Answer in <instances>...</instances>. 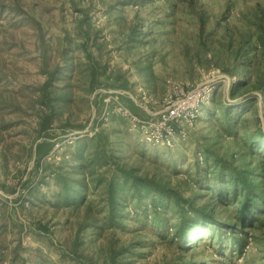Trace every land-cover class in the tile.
Wrapping results in <instances>:
<instances>
[{
	"label": "rangeland",
	"instance_id": "374dc122",
	"mask_svg": "<svg viewBox=\"0 0 264 264\" xmlns=\"http://www.w3.org/2000/svg\"><path fill=\"white\" fill-rule=\"evenodd\" d=\"M261 39L264 0H0V264H264V213L243 253L179 233L221 180L264 192Z\"/></svg>",
	"mask_w": 264,
	"mask_h": 264
},
{
	"label": "trees",
	"instance_id": "16d2710c",
	"mask_svg": "<svg viewBox=\"0 0 264 264\" xmlns=\"http://www.w3.org/2000/svg\"><path fill=\"white\" fill-rule=\"evenodd\" d=\"M261 43L264 47V39H261ZM261 86H264V78L261 82ZM244 84L240 82L238 87H242ZM235 87H237L235 85ZM234 87V88H235ZM239 89V88H238ZM83 151H81V154ZM86 167V163H84ZM119 170L122 171L126 178H130L129 172L125 171L119 165ZM240 175H235L230 178L229 181L232 182V188H228L226 184L221 180L220 183L215 186H211L210 189L212 191L211 202L203 205L202 207L196 208L194 205L191 206L190 210H186L184 213L183 221L180 224V231L182 237H187L190 234L196 232V230L203 224L209 227L210 231H214L215 229L219 230L216 236H221V232L223 234L224 229L230 227V230H239L240 233L234 236V242L237 244V249L240 250L241 253L245 252L247 245L249 244L248 237L246 235H242L244 230H246V223L251 220L259 221L261 219L262 213H264V192L259 184V182L255 183L251 181L248 177H243L244 173H240ZM245 178V179H244ZM80 189L81 191L75 195L74 192H67L65 195H58L62 199L68 202H73L78 207H84L87 212L84 216V220L86 223L93 222L94 224L99 223V218L95 213H92L93 206L92 203L88 199L87 190H88V182L86 178L80 180ZM112 193L110 194L108 201H110L111 211L110 214L107 215V220L110 223L114 224V220H117L118 207L122 199L126 198V196H121L117 198V194L114 190L115 185L111 184ZM119 189L121 191L126 190V184L121 183L119 185ZM258 189V190H257ZM243 194V197L240 195ZM222 205V208L225 211H228L230 207L236 208V211L233 212L232 218L235 223H227V221L219 216L217 208ZM231 214V213H230ZM85 223V224H86ZM87 226V225H86ZM103 225H101L102 227ZM239 226V229H238ZM82 229L84 226L81 227ZM79 227V230H81ZM242 232V233H241ZM201 237H196L195 241L200 242ZM188 245H184L187 247ZM115 255L112 253L113 262L116 260L117 251H113Z\"/></svg>",
	"mask_w": 264,
	"mask_h": 264
},
{
	"label": "built area",
	"instance_id": "2783aa9c",
	"mask_svg": "<svg viewBox=\"0 0 264 264\" xmlns=\"http://www.w3.org/2000/svg\"><path fill=\"white\" fill-rule=\"evenodd\" d=\"M177 115V112L176 111H172V113L170 114L171 117H175Z\"/></svg>",
	"mask_w": 264,
	"mask_h": 264
}]
</instances>
